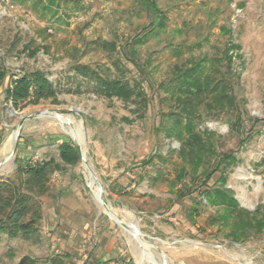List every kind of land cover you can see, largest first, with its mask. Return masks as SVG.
<instances>
[{
    "label": "rangeland",
    "instance_id": "rangeland-1",
    "mask_svg": "<svg viewBox=\"0 0 264 264\" xmlns=\"http://www.w3.org/2000/svg\"><path fill=\"white\" fill-rule=\"evenodd\" d=\"M78 1L84 8L58 21L42 18L27 5L0 0V63L10 73L40 69L61 89L57 103L48 99L14 110L5 100L8 78L4 81L0 176L12 174L27 158L57 157L58 144H74L75 132L97 179L92 188L100 190L107 209L94 200L83 161L65 165L53 174L48 193L39 197L42 218L37 234L0 237V264H17L22 256L36 264L53 258L60 261L53 264H155L139 262L140 247L129 228H137L159 264H264V224L257 223L264 213V126L251 127V118L264 117V0H157L166 16L165 28L136 46L141 70L120 53L149 22L135 0ZM69 5L70 0H64L59 13L70 14ZM100 41L114 43L116 51L98 48ZM228 41L240 45L239 57L236 51L229 54L232 71L240 73L233 93L245 118L242 133L232 129L236 110L212 114L202 105L196 130L213 132L215 152L236 158L223 172V187L252 215L253 226L240 239L230 236L231 225L219 219L222 206L210 204L202 192L220 186V170L200 183L201 171L214 168L215 156L196 171L181 160L180 141L166 131L170 122L163 116L176 109L161 87L175 64L219 57ZM178 49L180 54L174 52ZM116 60L125 66L129 82L143 87L144 113L132 101L98 96L84 79L72 78L75 64L103 66L106 73L120 75ZM222 70L228 68L223 65ZM23 117L15 154L7 159ZM183 165L196 175V182L194 191L182 197L176 174ZM195 202L191 223L187 214Z\"/></svg>",
    "mask_w": 264,
    "mask_h": 264
},
{
    "label": "trees",
    "instance_id": "trees-1",
    "mask_svg": "<svg viewBox=\"0 0 264 264\" xmlns=\"http://www.w3.org/2000/svg\"><path fill=\"white\" fill-rule=\"evenodd\" d=\"M12 1L29 6L42 18L52 16L58 21H61L63 16L65 19L70 18L75 11L84 8L78 0H70L71 5L67 7L70 14L66 12L60 14L59 8L64 0ZM135 5L147 14L149 22L144 26L141 34H136L130 42L122 46L120 53L138 70H141L142 66L137 57L138 50L135 48L143 42L145 36L165 28L166 16L159 9L157 0H135ZM97 46L105 51H116L115 44L109 41H100ZM239 49V44L228 41L219 57L206 55L196 60H188L187 63L175 64L168 79L161 84L176 109L163 116L170 122V126H166V131L180 141L178 153L181 160L190 167V170L196 171L199 166L215 156L214 168L212 170L204 168L201 171L200 183H206L215 171L220 170L222 172L219 176L220 186L202 192L210 204L222 206L219 219L231 225L229 235L234 239H240V235L244 234L248 227L253 226L251 213L240 208L230 190L223 187L226 177L223 172L236 161V158L230 152L216 153L213 132L196 130V119L200 115L201 105L212 114H218L229 108L234 109L236 114L232 129L237 134L242 133L245 118L237 107L236 96L233 93V84L238 82L240 73L232 71V54H229L236 51L235 55L239 57ZM174 52L180 54L181 50H174ZM223 65L228 68L227 71L222 70ZM115 67L121 73L120 75L112 76L106 73L103 66L91 67L85 64H75L72 67V78L84 79L98 96L107 99L116 98L123 102L132 101L137 105V109L144 113L147 98L143 87L135 80L133 84L129 82L125 76L127 70L119 60L115 61ZM7 78L8 82L3 93L5 100L11 103L14 110H20L30 104H38L42 100L50 99L53 103L58 101L57 97L61 89L40 69L10 73L0 63V88ZM79 85L80 83L78 87ZM253 123H260L264 126V117L251 118V127ZM249 136L250 134L247 135ZM79 159L75 145L71 141H61L57 146V157L51 156L40 160L27 158L17 164L12 174L6 177L0 176V237L5 235L8 238H25L37 234L42 218V205L39 197L48 193L50 180L54 173L62 172L65 165H76ZM151 159L145 160V164H148ZM190 170L183 165L176 174V181L181 182L180 189H182L179 196L183 197L185 193L194 191L191 186L196 182V175ZM185 177L189 179L185 180ZM142 178V175L139 176V180ZM195 205L196 202L189 207L187 214L191 223H194L192 210L196 209ZM262 217L261 221L259 219L257 221V223L260 222V226L264 224V213ZM53 263H60V261L53 258L46 264ZM17 264H36V262L29 256H22Z\"/></svg>",
    "mask_w": 264,
    "mask_h": 264
},
{
    "label": "bare ground",
    "instance_id": "bare-ground-1",
    "mask_svg": "<svg viewBox=\"0 0 264 264\" xmlns=\"http://www.w3.org/2000/svg\"><path fill=\"white\" fill-rule=\"evenodd\" d=\"M61 121V120H60ZM63 125V124H62ZM72 130V129H71ZM74 136L76 137L78 143H79V146H80V149H81V155L82 157L84 158L85 160V149L82 147V141L80 139V136L78 134H75L74 132ZM85 167L88 169L89 171V174H90V181H89V185H90V190H91V194L94 198V200L97 202V204L99 206H101V198L99 196V193H98V190L97 189H93L92 186L94 183L95 180V177L93 176L92 174V170H91V167L84 161L83 162ZM88 177V176H87ZM97 183V182H96ZM95 187V186H94ZM104 210V209H103ZM107 211V210H106ZM136 227V226H135ZM129 233L134 237V240L138 243L139 245V253L137 254L139 256V262H143V261H148V262H153L155 264H159L157 263L155 260H154V256L153 254L148 250L147 248V245L146 243L144 242L141 234L138 232L137 228L136 229H131L129 228L128 229Z\"/></svg>",
    "mask_w": 264,
    "mask_h": 264
},
{
    "label": "water",
    "instance_id": "water-1",
    "mask_svg": "<svg viewBox=\"0 0 264 264\" xmlns=\"http://www.w3.org/2000/svg\"><path fill=\"white\" fill-rule=\"evenodd\" d=\"M11 112L16 114V112H14L13 109H11ZM26 117H28V116H26ZM26 117H23L20 120V122L18 123V125H17L16 131L14 133L13 148H12V151H11L10 155L7 157V159H11L14 156V154H15V151H16V141H17V138H18V133H19V130H20L22 121ZM72 136H73V139H74V145H75V147H76V149H77V151L79 153V157L84 162L85 160H84V158L81 155V149H80L79 143H78L76 137L74 135H72ZM0 165H2V163ZM98 193H99V196H100V190L99 189H98ZM101 204L104 206V204H103L102 201H101ZM104 207L107 209V206L106 205ZM110 214L114 217V219H117V217L112 212H110Z\"/></svg>",
    "mask_w": 264,
    "mask_h": 264
},
{
    "label": "built area",
    "instance_id": "built-area-1",
    "mask_svg": "<svg viewBox=\"0 0 264 264\" xmlns=\"http://www.w3.org/2000/svg\"><path fill=\"white\" fill-rule=\"evenodd\" d=\"M121 264H126V263H121Z\"/></svg>",
    "mask_w": 264,
    "mask_h": 264
}]
</instances>
